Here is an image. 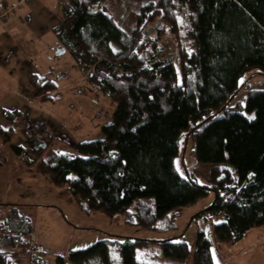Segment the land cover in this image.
Returning a JSON list of instances; mask_svg holds the SVG:
<instances>
[{
    "label": "trees",
    "instance_id": "1",
    "mask_svg": "<svg viewBox=\"0 0 264 264\" xmlns=\"http://www.w3.org/2000/svg\"><path fill=\"white\" fill-rule=\"evenodd\" d=\"M105 1L63 0L55 36L86 83L116 104L113 114L100 139L78 143L76 154L48 150L34 170L50 185L66 187L86 214L123 217L128 226L161 234L175 231L170 212L211 195L191 217L205 216L192 263L214 264L213 241L233 244L264 226V91L233 103L240 77L249 71L264 76V0H157L140 8L130 33L103 9ZM177 5L187 9L190 53L179 45ZM168 34L178 65L157 55ZM30 84L42 102L52 101L58 88L44 77L32 76ZM5 116L15 127L18 113ZM0 136L7 141L6 131ZM188 142L194 161L210 164L206 184L177 170ZM0 207L6 208L0 212V264H21L33 247L31 211L19 204ZM180 235L112 236L55 262L148 264L137 260L136 249L156 244L163 257L184 264L190 252L175 240Z\"/></svg>",
    "mask_w": 264,
    "mask_h": 264
},
{
    "label": "rangeland",
    "instance_id": "2",
    "mask_svg": "<svg viewBox=\"0 0 264 264\" xmlns=\"http://www.w3.org/2000/svg\"><path fill=\"white\" fill-rule=\"evenodd\" d=\"M156 1L106 0L102 7L114 18L123 31L130 33L135 26V16L140 8ZM175 13L179 25L180 48L186 53H190L191 47L185 38L189 26L187 9L177 5ZM155 26L156 24L149 27L151 36L157 34ZM173 40L174 36L166 35L157 48V55L165 56L178 65L177 51ZM50 50L52 51L51 55ZM62 50L63 48L58 42L55 45H51L50 42L40 50L43 51L42 58L41 55L40 58H33L36 65L47 72L48 78L56 82L58 88L51 94L52 101H40L35 92V100L38 102L36 104H38L40 113L36 114V117L30 113V115H24L23 118L24 126L26 125L28 130L34 129L33 137L36 132L42 134V125L39 126L38 122L43 121L45 123V117L56 122L57 127L53 129L62 132V135L56 132L49 138L43 135H35L37 140L34 138L28 140L30 144L23 152L22 159H32L33 161L31 164L25 163L23 175L21 174L26 187L30 186L27 187L28 192L33 193L27 199L31 203L49 204L51 206L49 207L51 210L43 213L30 212V219L33 224L32 245L34 247L31 249V256L28 260L34 264H56V258L62 257L67 261L70 250L86 248L99 240L111 239L112 236L160 240L181 234L175 240L186 242L190 254L185 261L189 262L192 259L196 231L203 227L205 219L203 215L199 218L195 217L193 220L191 217L211 201V195L201 199L193 206L177 208L170 212L169 218L172 215L176 216L173 221L175 231L161 234L128 226L123 221V217L111 220L101 213L86 214L72 200L66 187L57 188L50 185L34 170L33 164L48 150L76 154L75 146L78 143L100 139L102 137L100 128L111 117L116 106L105 94L91 88L86 83L74 60ZM239 84L242 86L233 103L244 102L248 95L264 91V76L249 71L240 77ZM185 147L184 153L176 160L178 172L185 176V169H187V172L194 173L199 183L206 184L210 164L194 161L193 142H188ZM182 155L184 164L181 161ZM69 178L73 179L74 177L70 175ZM24 195L23 197L26 198L27 194ZM220 219L214 218L212 220L217 222ZM164 221L165 223L168 222L167 219ZM214 243L216 242L213 241V246ZM213 246L212 248H214ZM136 258L148 264H178V261L163 257L156 244H150L147 248L136 249ZM26 260V258L22 259L23 264ZM120 262L131 264L127 261Z\"/></svg>",
    "mask_w": 264,
    "mask_h": 264
},
{
    "label": "crops",
    "instance_id": "3",
    "mask_svg": "<svg viewBox=\"0 0 264 264\" xmlns=\"http://www.w3.org/2000/svg\"><path fill=\"white\" fill-rule=\"evenodd\" d=\"M62 1L0 0V15L5 13L4 18H0V130L6 131L7 136V141L0 136V203L23 205L31 212L43 213L49 211L51 206L31 203L27 199L33 193L28 192L27 187L30 186L26 187L21 174L25 169V163L31 164L33 161L22 159L23 152L30 144L28 140L32 138L37 140L35 135L39 136L40 133L36 132L33 137L34 129L28 130L26 125L24 126L23 118L30 113L35 117L40 113L35 100L36 90L30 84V79L32 76L44 78L48 76L43 68L36 65L33 58H40V55L42 58L43 51L40 50L46 44L59 43L55 30L61 24ZM51 53L50 50V55ZM7 112L18 113V116L13 118L15 127H12L11 119L5 116ZM44 121L45 123L38 122L39 126L42 125L40 136L49 138L56 132L62 135L61 130H55L56 122L49 117H45ZM14 148L21 150L16 153ZM24 194H27L26 198L23 197ZM5 210L6 208L0 207V212ZM218 217L221 218L222 215ZM123 221L125 222V218ZM213 247L211 254L214 252L216 256L214 264H264V226L247 231L233 244L214 243ZM25 264L34 263L27 259ZM184 264H193L192 259L189 262L185 261Z\"/></svg>",
    "mask_w": 264,
    "mask_h": 264
},
{
    "label": "snow or ice",
    "instance_id": "4",
    "mask_svg": "<svg viewBox=\"0 0 264 264\" xmlns=\"http://www.w3.org/2000/svg\"><path fill=\"white\" fill-rule=\"evenodd\" d=\"M250 119H251V117H250ZM251 175V174H250ZM217 223H220L219 221H217ZM212 259H213V261H215V259H216V256H215V253L213 252V254H212Z\"/></svg>",
    "mask_w": 264,
    "mask_h": 264
},
{
    "label": "built area",
    "instance_id": "5",
    "mask_svg": "<svg viewBox=\"0 0 264 264\" xmlns=\"http://www.w3.org/2000/svg\"><path fill=\"white\" fill-rule=\"evenodd\" d=\"M4 15H5V13L1 14V15H0V18H4V17H3Z\"/></svg>",
    "mask_w": 264,
    "mask_h": 264
},
{
    "label": "water",
    "instance_id": "6",
    "mask_svg": "<svg viewBox=\"0 0 264 264\" xmlns=\"http://www.w3.org/2000/svg\"><path fill=\"white\" fill-rule=\"evenodd\" d=\"M64 52V50H62Z\"/></svg>",
    "mask_w": 264,
    "mask_h": 264
}]
</instances>
